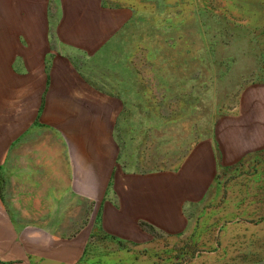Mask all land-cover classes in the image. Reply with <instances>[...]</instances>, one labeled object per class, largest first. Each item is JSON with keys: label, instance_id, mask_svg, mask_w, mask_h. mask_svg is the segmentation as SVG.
<instances>
[{"label": "rangeland", "instance_id": "1", "mask_svg": "<svg viewBox=\"0 0 264 264\" xmlns=\"http://www.w3.org/2000/svg\"><path fill=\"white\" fill-rule=\"evenodd\" d=\"M43 1L1 3L0 65L26 63L18 35L27 49L42 32L33 63L66 64L100 97L116 162L188 177L190 191L165 206L163 225L140 221L132 239L93 203L83 214L70 200L66 211L55 201L46 216H17L23 154L13 146L48 135L0 136V264H264V0H100V42L79 52L58 35L60 0ZM11 113L0 101L1 129H12L1 119Z\"/></svg>", "mask_w": 264, "mask_h": 264}, {"label": "crops", "instance_id": "2", "mask_svg": "<svg viewBox=\"0 0 264 264\" xmlns=\"http://www.w3.org/2000/svg\"><path fill=\"white\" fill-rule=\"evenodd\" d=\"M4 1L0 0V9L4 8V4L1 7ZM7 2H13L14 8L33 6L34 3L44 7L43 0ZM60 2L65 14L62 15V31L59 29L58 35H63L68 41L70 50L79 52L74 46L85 44V41L92 46L99 43L100 0ZM36 21L42 28L43 25L47 26L46 18ZM41 34V40L30 35L27 49L22 47L18 35L16 44L22 48L20 57L26 63L0 65L1 73L5 74L0 82V101L12 105V115L1 118L12 122V129L0 128V136L13 137L15 142L18 138L20 141L21 138L43 135L37 133L39 130L48 135L39 144L29 141L13 146L15 151L23 154L21 161L16 162V167L21 164L18 174L22 177L14 184V215L46 216L53 209L55 201L66 211L69 210V201L76 200L81 205L79 210L82 214L86 203L87 206L93 203L98 211H107L103 216L110 218V223L116 225L119 233H130V237L126 235L130 239L142 234L138 223L149 221V217L156 218V223L163 225L165 206L178 205L188 199L189 178L185 177L182 181L180 178L166 177L163 171L139 172L135 167H124L126 164L116 162L118 149L111 141L106 144L103 139L107 130L102 127L106 128L109 123L102 121L100 97L95 99L87 84L80 83L66 64H59L57 60L48 69L40 60V64L33 63V57L39 55L40 59L45 51L47 38ZM4 89L12 93L4 92ZM39 119L40 128L36 124ZM52 123L56 125L54 131L48 126ZM86 137H93L92 145L86 144ZM63 153L64 156L61 155ZM73 153L77 156L70 155ZM54 157L58 161H54ZM16 201L23 203L22 209ZM112 219H115L114 222ZM124 223L133 227L129 229Z\"/></svg>", "mask_w": 264, "mask_h": 264}]
</instances>
